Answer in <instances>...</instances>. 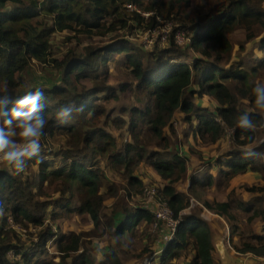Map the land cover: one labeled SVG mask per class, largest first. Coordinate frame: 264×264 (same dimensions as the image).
Returning <instances> with one entry per match:
<instances>
[{"label": "trees", "instance_id": "obj_1", "mask_svg": "<svg viewBox=\"0 0 264 264\" xmlns=\"http://www.w3.org/2000/svg\"><path fill=\"white\" fill-rule=\"evenodd\" d=\"M166 23L170 32L161 47L130 38ZM68 29V46L58 59L52 36ZM122 30L128 36L114 37ZM178 31L193 35L178 43ZM237 34L243 37L234 40ZM245 42H253L257 53L246 52ZM236 44L244 56H235ZM32 63L53 66L59 79L30 87ZM113 69L133 82L108 83ZM263 78L264 0H0V137L13 124L12 140L24 143L11 168H0V264H125L132 254L137 264H181L187 257V264H216L210 226L200 215L204 209L231 226V252L264 258L261 197L245 203L231 189L234 179L251 172L264 181V139L245 124L264 126ZM119 92H127L132 105L111 115L107 103ZM204 96L215 103L201 106L196 99ZM179 112L189 134L205 146L222 138L221 122L233 129L229 149L212 165L189 171L175 145L182 143L174 120ZM28 129L31 135H25ZM116 131L127 137L121 141ZM61 137L60 147L51 145ZM143 165L165 182L156 197L178 220L158 249L156 233L164 236L169 227L152 207L120 206L114 183L100 192L110 166L124 172L125 194H142L135 173ZM179 182L188 183L184 191L176 189ZM213 188L226 192L225 199L204 197L200 212L190 211L194 198ZM118 208L122 217L116 220ZM74 213L86 215L92 227L66 229ZM240 220L250 225L247 233H238ZM16 232L23 239L16 241ZM105 235L115 243L107 252L96 243Z\"/></svg>", "mask_w": 264, "mask_h": 264}, {"label": "rangeland", "instance_id": "obj_2", "mask_svg": "<svg viewBox=\"0 0 264 264\" xmlns=\"http://www.w3.org/2000/svg\"><path fill=\"white\" fill-rule=\"evenodd\" d=\"M144 15H149L150 12H142ZM135 25V24H133ZM71 30H63L60 32H55L53 33L52 36V48L55 52V57L56 58H62V55L64 51L67 49V44L66 41L64 40L65 37L70 34ZM147 32H142L138 31L135 35L130 36L131 39H133L136 42H142L143 45H146L144 43V35ZM122 37V36H128L126 33V30L119 31L118 33L114 34V37ZM242 35H233L234 40H238L239 38H242ZM257 41V39H256ZM86 44V42H83L82 45ZM147 46V45H146ZM245 47H246V52H254L257 53V49L255 47V44L253 42H245ZM78 49H81V46L78 47ZM235 56L236 57H241L244 56L240 52L239 45L236 44L235 47ZM27 81L29 86H47L50 84H54L58 79V71L55 69L53 66L51 67L49 64H40V63H32L31 68L27 72ZM263 80V82H261ZM259 82L264 86V78L261 79ZM133 82V79L126 74L125 72H122L119 69H113L110 72L109 78H108V83H111L115 87H118L122 83H131ZM196 102L200 104L201 106L204 107H211L215 102L212 101L210 98L207 96H204L200 99H196ZM132 105V101L128 99V94L127 92H119V97L117 100H111L107 103L108 110L111 112V115L120 114V110L123 107L128 108L129 106ZM246 104L244 105V109L246 108ZM175 120V125H180V130L176 132L177 137L182 140V143L177 141L175 144L177 148H179V151L184 155V158L187 160L188 165H189V171L192 170H197V169H204V166H210L213 164L215 161L216 157H218L222 152L227 151L229 149V139L233 137V129L229 128L226 123L221 122V124L224 127V133L223 136L220 140H218L216 143L205 146L203 145L195 136L190 135L188 132V129L186 127V120L182 112L177 113L174 116ZM220 121V119H218ZM247 125H250L251 127L258 128V134L262 139H264V126H255L250 123H246ZM16 128L15 125L10 124L9 129H8V136L6 138H2L5 143L7 141H10L11 145L10 148L7 150L0 151V168H6L10 169L11 168V163L6 164V156L8 153L15 152L17 150L22 149L24 146V143H17L12 140L14 137V129ZM0 131V135H1ZM115 136L118 137L121 141L124 140L127 135L125 132H115ZM1 138V137H0ZM38 138V136H37ZM35 139V141L37 140ZM26 141V140H25ZM33 140L29 141V144L32 143ZM51 140L49 143H51ZM60 142V143H59ZM65 139L63 137L58 138L57 142H52L51 145L55 146H61V143H64ZM155 171V170H154ZM152 169L147 168L146 165H143L139 168L138 172L135 173V176L141 181V183L144 185V189L146 187L151 188V189H156L158 187L164 186L165 182L160 178L159 175H157ZM104 178H103V184L104 186L101 187L100 192L104 193L105 191H109L108 188L112 187V184L114 183L119 189H118V195L114 198H117V202L120 203V206L125 205L128 208H132L136 206L137 204H142L144 205V189L142 191V194H140L137 190L132 189L131 194H125L120 186L125 187L126 186V180L124 178V172L122 170H113L110 168V166H107L106 169L104 170ZM186 182H179L176 184V189L179 191H184L187 187ZM241 185H247V186H254L258 187V190L256 193H250L247 191L243 190V187ZM231 189H234V195H240L243 200L249 198V196L257 197L260 196V201L257 203L258 206H264V181L262 180V177L259 174L256 173H247L246 175H242L237 177L232 181V186ZM126 190V188H125ZM111 195V194H109ZM226 192L219 188H213L209 189L206 191H203L200 193V196L198 198H194L197 202L196 205H191L190 211H199L200 212V203L202 202V199L206 197L209 200H223L225 199ZM112 200L113 198L111 197L110 200L107 202L108 207L106 208V211L109 213L112 211ZM118 213V216L116 218L120 219L122 217V211L121 208H118L116 210ZM205 212V209L200 212V215L203 217V214ZM214 213V212H213ZM76 215V216H74ZM71 215L67 222H66V229L71 230V231H86L92 227L90 219L86 215H79L75 214ZM239 217H243L241 212H238ZM204 218V217H203ZM245 220V218H243ZM208 224H219L222 223V220L220 219L219 215L216 214L214 216H211L208 219ZM243 221L240 220L239 222V228H238V233H247L246 227H250V225L246 224V227L242 226ZM17 235H19L16 232ZM246 235V234H245ZM20 235L17 237L16 241L20 239ZM157 239H161L159 241V246L163 245L164 236H162L161 231L158 230L156 233ZM22 238V237H21ZM145 239H147L144 236ZM23 239V238H22ZM97 239L99 242H97ZM109 239V236L105 235L102 236L101 238H96V243L99 251H109L110 249L115 248V243L114 242H107ZM219 243L222 242L221 238L217 237L215 239ZM29 241V238L26 239V242ZM145 242V240H143ZM216 243V242H215ZM137 244H133L131 248H136ZM230 250V246H229ZM133 251V250H132ZM233 252V251H232ZM100 256H102L101 253H99ZM137 258L132 254L130 257H127L126 263L125 264H137ZM215 263L218 264V262L215 260ZM252 264H256L254 262H251ZM182 264H187L184 259L182 260Z\"/></svg>", "mask_w": 264, "mask_h": 264}, {"label": "built area", "instance_id": "obj_3", "mask_svg": "<svg viewBox=\"0 0 264 264\" xmlns=\"http://www.w3.org/2000/svg\"><path fill=\"white\" fill-rule=\"evenodd\" d=\"M170 27V23H166L160 28L148 30L147 33L144 35V43L147 46H153L154 44H156L157 47H161L165 44L168 39ZM191 35L193 34H183L182 32L178 31L175 33V40L178 43H183L185 40L189 39V36ZM155 197V190L147 188L145 191L146 204L144 203V205L146 207H152V211L156 218L165 220L167 226L169 227V231L167 232V234L164 235V239L166 241L174 234L175 229L178 226V220L173 217L170 207L165 202H161L159 200L156 201ZM9 222L12 225L11 219L9 220ZM155 226L156 225H153L154 228ZM259 264H264V262H261Z\"/></svg>", "mask_w": 264, "mask_h": 264}, {"label": "crops", "instance_id": "obj_4", "mask_svg": "<svg viewBox=\"0 0 264 264\" xmlns=\"http://www.w3.org/2000/svg\"><path fill=\"white\" fill-rule=\"evenodd\" d=\"M251 197L252 196H249V198L244 199V202L245 203L249 202V199ZM214 215H216V214L213 213L211 210L206 209L204 214H203V217L207 222H209L208 219ZM219 217L222 220V223L213 224V225L209 224L212 239H213V245L215 242L218 243V241L215 240V239H217V237L221 238L222 242L219 243V245H222L223 253L226 255L225 258H222L218 254L217 248L214 245V256H215V260L218 262V264H252L251 262L259 264L261 262H264V258H256L250 254L245 255V256H241L240 254H238L235 251L231 252L229 250V246H230L229 237H230L232 228L221 216H219ZM158 248H159V245L157 246V249ZM184 261L187 262L188 257L184 258ZM181 264H182V261H181Z\"/></svg>", "mask_w": 264, "mask_h": 264}, {"label": "clouds", "instance_id": "obj_5", "mask_svg": "<svg viewBox=\"0 0 264 264\" xmlns=\"http://www.w3.org/2000/svg\"><path fill=\"white\" fill-rule=\"evenodd\" d=\"M31 134H32L31 129L26 130L25 135H31ZM4 145H5V141H4L2 138H0V150L3 149ZM34 147H35V146H34ZM16 155H17V154H16L15 152L8 153L7 156H6V159H7L8 161H11V160H13V159L15 158ZM147 188H148V187H146L145 190H146ZM154 190H155V189H154ZM155 195H156V191H155ZM156 199H157V197H156ZM157 200H158V199H157ZM159 201H160V200H159ZM161 202H163V201H161Z\"/></svg>", "mask_w": 264, "mask_h": 264}, {"label": "water", "instance_id": "obj_6", "mask_svg": "<svg viewBox=\"0 0 264 264\" xmlns=\"http://www.w3.org/2000/svg\"><path fill=\"white\" fill-rule=\"evenodd\" d=\"M214 245H215V247L217 248L218 254H219L222 258H225L226 255L223 253L222 245H219V242H218V243H214Z\"/></svg>", "mask_w": 264, "mask_h": 264}]
</instances>
